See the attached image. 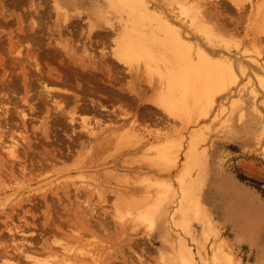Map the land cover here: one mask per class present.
Wrapping results in <instances>:
<instances>
[{
    "label": "rangeland",
    "instance_id": "obj_1",
    "mask_svg": "<svg viewBox=\"0 0 264 264\" xmlns=\"http://www.w3.org/2000/svg\"><path fill=\"white\" fill-rule=\"evenodd\" d=\"M144 1L137 24L110 0H0V264H32L22 242L50 264H170L180 238L189 264H264V0ZM170 30L236 81L162 104Z\"/></svg>",
    "mask_w": 264,
    "mask_h": 264
},
{
    "label": "bare ground",
    "instance_id": "obj_2",
    "mask_svg": "<svg viewBox=\"0 0 264 264\" xmlns=\"http://www.w3.org/2000/svg\"><path fill=\"white\" fill-rule=\"evenodd\" d=\"M113 4L122 6L127 5L129 6L133 20L135 23L139 24L142 20H145L149 17H152V15L149 12V6L145 3L144 0H110ZM193 20L200 26V28L203 30H206L204 28V25L202 23H199L197 21V18L195 15L192 16ZM168 24V22L166 21ZM169 25V24H168ZM170 26V25H169ZM169 30V29H168ZM170 33L173 31H169ZM127 34H130L128 32ZM172 34V33H171ZM169 39L174 44V65H172L169 73V79H168V89L169 93L171 92L173 96L165 95L161 97L160 101L162 104L169 108H180L183 109L184 107H180L181 102L176 101L175 95L177 92L183 95L182 99L187 102L189 97L195 98V100H199L201 96L208 92L213 86H226L229 79L232 80V82H235L237 79L236 75V68L233 65V63L230 60H226L229 62V65L225 66L223 64H218L206 54L205 52L200 51L199 58L197 60H194L193 57L190 55V53L187 52V49L185 47H179L175 45L176 41L183 40L185 41V37L177 30H174V34L169 35ZM176 40V41H175ZM36 57V56H35ZM34 57V58H35ZM40 61L38 58H35L34 67L38 71H41L42 67L40 65ZM36 70V71H37ZM257 76L263 77L264 74L260 72L259 69L256 71ZM26 77V75H25ZM52 90H47V93H50ZM51 95V93H50ZM49 95V96H50ZM172 109V110H173ZM21 115L24 121H26L28 117V113L25 109L21 110ZM88 123V122H87ZM87 127H89L90 130H93L95 128H100L101 124L98 123V125L89 126L85 124ZM5 143L2 145L4 148H6L12 156H16L17 154V146L20 144V139L13 135L12 138L8 141H4ZM192 156V155H191ZM191 163H194V158L190 157L189 165ZM189 167V166H188ZM181 200H182V206H180V215L179 220L177 222L178 225L182 227V229L189 233L191 229V223L189 221V209L190 208H197L199 209V201L197 195L194 196L193 187L191 184H186L184 181L181 182ZM157 212V207H153L151 209H146L144 212H142V217L144 219H147L151 225L153 224V218L155 213ZM205 220V219H204ZM18 249L25 252L26 256L31 259L30 262L32 264H50V258L47 257H41L38 254L32 253L29 250V247H27L23 242L21 245H16ZM204 247V244L201 246ZM195 250L186 242L185 239L180 238L179 239V249L177 250L176 259L171 260L170 264H174V262L178 263H191L193 262L195 257ZM6 262L4 264H13L15 261L13 260V256L6 255ZM222 258V255L218 249H215L213 251V256L210 261H212L213 264H217ZM209 261V260H208ZM209 264V262H207Z\"/></svg>",
    "mask_w": 264,
    "mask_h": 264
}]
</instances>
